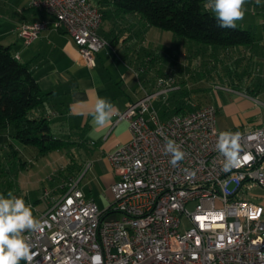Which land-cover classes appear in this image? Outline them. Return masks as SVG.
<instances>
[{"label":"built area","instance_id":"built-area-1","mask_svg":"<svg viewBox=\"0 0 264 264\" xmlns=\"http://www.w3.org/2000/svg\"><path fill=\"white\" fill-rule=\"evenodd\" d=\"M28 6L51 15L76 44L78 61L95 65L105 41L98 33L103 14L91 0H29ZM45 25L15 29L29 44ZM175 86L171 76L158 77L155 92L117 113L130 139L107 156L117 176L107 208L99 210L80 189L84 172L65 178L55 198L42 194L36 218L43 230L30 234L33 264H264V203L252 200L260 197L255 188L264 189V127L228 130L240 134V147L238 163L225 171L216 106L191 105L166 117L154 106ZM166 139L185 153L175 166Z\"/></svg>","mask_w":264,"mask_h":264},{"label":"crops","instance_id":"crops-1","mask_svg":"<svg viewBox=\"0 0 264 264\" xmlns=\"http://www.w3.org/2000/svg\"><path fill=\"white\" fill-rule=\"evenodd\" d=\"M28 2L0 0V42L10 45L19 60L28 64L40 90L50 92L38 113L51 120L58 119L64 130L63 136L69 144L66 150L57 151H68L70 160L75 162V154H85V169L76 162L72 173L78 176L84 170V177L90 172V181L105 199L98 205L94 197L82 192L94 201L99 210H104L111 203L110 186L117 178L107 156L130 139L127 122L124 119L116 120V115L145 93L155 92L158 77L171 76L176 89L156 96L153 100L156 108H189L191 105L212 104L216 106L217 126L221 130L251 131L264 127V0H260L259 5L256 0H247L245 5V12L253 8L254 13L259 15L257 26L246 27L245 23L237 21L241 27L251 31L252 43L245 47L218 48L221 56L219 61L228 71L219 74L218 92L205 103L194 98L208 96V88L198 84L200 77L195 78L196 84L189 81L194 79L193 68L199 63H191L186 53L181 65L188 73L180 72L176 67V64L180 65L176 61L178 52L166 48L164 54L170 60L164 67L165 61L159 55L144 48L148 38L156 33L152 32L155 27L149 26L138 15L122 13L107 0L98 1L97 7L103 12L98 33L105 44L94 56L95 65L89 67L78 61L76 44L67 33L55 28L53 17L38 8L29 7ZM35 21L46 25L35 40L25 44L15 28L21 23ZM202 65L209 69L211 67L209 63ZM228 66H232L234 72ZM210 76L207 80L211 79ZM97 97L107 98L118 110L110 124L102 129L94 125L90 114ZM6 134L0 132V145H11L20 152L21 144ZM21 148L25 149L22 145ZM37 157L32 156V160L36 161ZM70 163L63 161L58 164V169ZM49 168L52 172L56 170L54 166ZM39 170L35 169L30 177V182L35 186H42L38 191L39 198L33 203L35 217L44 208L40 199L42 189H49L50 199L55 198L62 192L64 175L61 170L44 180ZM15 188L19 191L21 187L16 184ZM259 195L254 199L255 202L264 203V195Z\"/></svg>","mask_w":264,"mask_h":264},{"label":"trees","instance_id":"trees-1","mask_svg":"<svg viewBox=\"0 0 264 264\" xmlns=\"http://www.w3.org/2000/svg\"><path fill=\"white\" fill-rule=\"evenodd\" d=\"M107 1L122 13L138 15L149 26L170 31L198 44L227 49L245 47L253 41L251 31L241 27L238 22L235 29L217 27L214 14L204 8L207 0ZM49 95L50 92L40 90L28 64L19 60L10 45L0 42V132L6 131L33 157L66 150L69 144L66 138L53 135L51 118L38 113ZM158 109L161 116L166 117L185 113L192 108ZM70 162L67 167L60 169L65 175L62 182L68 176H75L72 167L76 162L72 159Z\"/></svg>","mask_w":264,"mask_h":264},{"label":"rangeland","instance_id":"rangeland-1","mask_svg":"<svg viewBox=\"0 0 264 264\" xmlns=\"http://www.w3.org/2000/svg\"><path fill=\"white\" fill-rule=\"evenodd\" d=\"M92 3L97 6L98 1L100 0H91ZM253 8H249L247 12H245V16L242 20L238 21L239 23L243 22L248 26H257L258 23V14L254 13ZM152 32H156L152 34V38H148L147 45L144 46L145 49H147L150 52H153L154 54L159 55L161 57L163 63V66L166 67L167 64H169L170 57L168 55L165 56L164 52L166 48L173 49L174 51L178 52V59L177 62H180L176 64V67L180 72L185 71V73H188V70H184V67L181 65V62H184L185 54L188 53L191 63H199V65L196 64L193 69L194 72H192V76L189 81L192 84H196L197 77H200L198 80L200 82L198 83L201 87H207V93L208 96H202L199 98H194L195 101L203 102L205 103L210 98H212L216 92H218V87H220L218 84L220 83L219 74L227 72L228 70L225 69V66L223 62L219 61L220 51L215 46L205 45V44H198L192 40L181 38L177 35H174L172 32L161 29V28H153ZM4 43H6L4 41ZM224 57V56H223ZM174 59V56L172 57ZM209 58V59H208ZM209 63L210 69L208 67L203 66L202 64ZM192 67V66H191ZM230 68L231 72H234V69L232 66H228ZM208 70V71H206ZM191 71V70H190ZM211 75V79L207 80L208 75ZM195 75V76H194ZM197 80V81H198ZM52 133L53 135L57 136L58 138H63V134L65 133L62 127L60 126L58 119H52L50 122ZM1 133L6 134V131H3ZM8 135V134H6ZM11 145L7 144H1L0 145V194H5L11 190L14 195L18 197H22L27 204H30L33 210L34 215V209L33 204L37 198H39V189L42 188V186L39 184L38 188L33 184V182H30V177L33 175V171L36 169H40V176L44 177V180H46L47 176L51 177L53 174L57 173V171H61L58 169L59 163L70 162L71 155L68 151L62 152V151H51L45 154L44 157H37L36 161L32 160V156L30 157V153L28 150L20 147V152H18L17 149H14L13 147H10ZM16 146V145H15ZM18 148V147H17ZM26 154V156L24 155ZM29 154V155H28ZM76 162H79L83 169H85L86 166V156L85 154L77 155L75 154ZM31 159V161H30ZM33 161V162H32ZM54 166L56 169L55 171H50L49 167ZM84 172V170H83ZM87 173V172H86ZM54 176V175H53ZM65 175H63L64 177ZM91 174L88 172L85 174V176L81 179L79 183L80 189L86 193L88 196L94 197L98 205H101V201L105 199V196L103 193L98 192L96 187L94 186V183L90 181ZM50 180V179H49ZM16 184L20 188L19 191L15 188ZM15 188V189H13ZM47 191L49 194H51V191L47 188L42 189L40 199H42V194ZM253 192L264 195V190L255 188ZM19 193V194H18ZM26 198V199H25ZM255 198H252L254 200ZM99 200V202H98ZM255 201V200H254ZM193 204H190L188 206V209L191 210L193 208ZM100 207V206H99ZM185 222V219H184ZM186 226V225H185ZM184 228V225L182 229Z\"/></svg>","mask_w":264,"mask_h":264},{"label":"clouds","instance_id":"clouds-1","mask_svg":"<svg viewBox=\"0 0 264 264\" xmlns=\"http://www.w3.org/2000/svg\"><path fill=\"white\" fill-rule=\"evenodd\" d=\"M247 0H207L206 10L211 11L221 29H235L237 21L245 16ZM260 4V0H256ZM115 105L107 98L97 97L91 111L93 123L97 128L110 124L117 112ZM239 133L221 131L216 148L225 157L224 170L228 171L238 163ZM165 153L171 154L170 163L175 166L184 159L181 145L172 139L165 140ZM43 230V223L33 215L30 204L22 197L9 190L6 195L0 194V264H33L36 253L32 251V233Z\"/></svg>","mask_w":264,"mask_h":264}]
</instances>
